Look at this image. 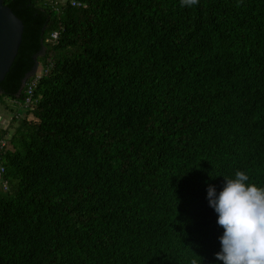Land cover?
<instances>
[{
    "label": "trees",
    "instance_id": "obj_1",
    "mask_svg": "<svg viewBox=\"0 0 264 264\" xmlns=\"http://www.w3.org/2000/svg\"><path fill=\"white\" fill-rule=\"evenodd\" d=\"M4 4L0 264H223L209 186L264 187V0Z\"/></svg>",
    "mask_w": 264,
    "mask_h": 264
},
{
    "label": "clouds",
    "instance_id": "obj_2",
    "mask_svg": "<svg viewBox=\"0 0 264 264\" xmlns=\"http://www.w3.org/2000/svg\"><path fill=\"white\" fill-rule=\"evenodd\" d=\"M198 2L181 0L182 6L188 7ZM224 179L219 194L212 186L207 190L209 206L224 230L220 237L221 251L215 254V259L223 264H264V187L248 183L250 177L244 171H236L234 178Z\"/></svg>",
    "mask_w": 264,
    "mask_h": 264
},
{
    "label": "water",
    "instance_id": "obj_3",
    "mask_svg": "<svg viewBox=\"0 0 264 264\" xmlns=\"http://www.w3.org/2000/svg\"><path fill=\"white\" fill-rule=\"evenodd\" d=\"M24 23L5 6L4 0H0V83L5 81L10 72L20 46L23 41ZM39 69L37 62L33 71L24 81V86L29 77L34 76Z\"/></svg>",
    "mask_w": 264,
    "mask_h": 264
},
{
    "label": "built area",
    "instance_id": "obj_4",
    "mask_svg": "<svg viewBox=\"0 0 264 264\" xmlns=\"http://www.w3.org/2000/svg\"><path fill=\"white\" fill-rule=\"evenodd\" d=\"M58 37H59L58 33H54L52 35V39H54V40H57ZM32 95H33V91L31 89L29 91V97H28L29 99L27 100V103H29L32 100ZM1 123H2V127L7 128V126H8V124H7L8 122L7 121H3ZM0 143H1L2 149L5 148V147H7V142L5 140H1V137H0ZM2 188L7 189V184L3 183V185H2L1 184V180H0V191H1Z\"/></svg>",
    "mask_w": 264,
    "mask_h": 264
},
{
    "label": "rangeland",
    "instance_id": "obj_5",
    "mask_svg": "<svg viewBox=\"0 0 264 264\" xmlns=\"http://www.w3.org/2000/svg\"><path fill=\"white\" fill-rule=\"evenodd\" d=\"M39 67H40V66H39ZM40 71H41V67H40L39 73H40ZM8 104L11 105L12 102L9 101ZM9 105H8V106H9ZM4 109H5V108H4ZM2 110H3V108H2ZM5 112H6V110L4 111V113H5ZM0 120H1V119H0ZM2 120H5V119H2Z\"/></svg>",
    "mask_w": 264,
    "mask_h": 264
}]
</instances>
